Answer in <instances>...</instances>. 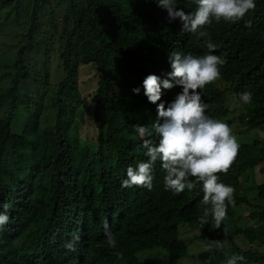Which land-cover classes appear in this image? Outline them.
<instances>
[{"label": "trees", "instance_id": "trees-1", "mask_svg": "<svg viewBox=\"0 0 264 264\" xmlns=\"http://www.w3.org/2000/svg\"><path fill=\"white\" fill-rule=\"evenodd\" d=\"M255 4L237 23L213 20L202 29L209 36L198 38L182 33L181 21H170L157 0H0V38L9 37L16 50L12 82L0 93V212L7 204L10 217L0 228V264H165L163 258L190 256L180 237L187 224L200 230L201 238L227 241L201 252L200 264H227L232 255L244 256L242 264H264V0ZM175 5L186 14L197 8L195 0ZM44 16L49 25H42ZM209 38L226 63L201 91L206 114L231 132L238 121L251 138L250 143L236 139V158L227 174H218V182L235 190V206L228 205L219 229L211 214L209 223L199 222L211 208L202 203V184L173 195L165 190L159 161L150 191L121 186L130 165L148 160L132 125L157 122L158 104L167 110L182 91L162 89L161 100L152 104L144 79H167L170 52L204 55ZM52 48L60 58L55 83L47 62L42 73L38 67L41 52L47 57ZM91 65L99 75L90 113L97 133L82 144L76 128L88 108L79 75ZM245 90L253 94L247 105L240 100ZM146 138L153 146L159 142L154 130ZM105 221L115 249L107 244ZM74 234L80 241L68 252L63 245ZM241 238L249 248L238 244Z\"/></svg>", "mask_w": 264, "mask_h": 264}, {"label": "clouds", "instance_id": "clouds-1", "mask_svg": "<svg viewBox=\"0 0 264 264\" xmlns=\"http://www.w3.org/2000/svg\"><path fill=\"white\" fill-rule=\"evenodd\" d=\"M157 3L167 11L170 21H181L182 33L194 34L198 38L209 36L202 29L212 24L213 20L217 23L221 20L237 23L256 7L255 0H195L196 10L186 14L184 10L177 9L175 0H157ZM245 26L251 27V23ZM207 49V53L200 56L172 51L168 55L172 69L168 78L161 80L156 75H149L144 79V95L152 104L161 100L162 89L170 90L179 86L182 91L168 105L167 110L163 103L158 104L157 122L151 126L132 125L134 132L143 141L148 160L138 161L135 166L130 165L126 171L127 178L121 181V186L126 189L138 186L150 191L153 187L152 170L159 161L165 173V190L173 195L178 196L185 189L192 191L197 184H202V203L210 204L211 208L204 209L199 222L209 223L207 217L211 214V223L219 229L227 217L228 205L235 206V190L218 182V174H227L239 145L228 124L206 114L208 105L203 101L201 91L220 77V66L226 63L222 56L214 54L217 46L210 38ZM133 92L139 95L140 89L135 88ZM252 99L250 91L240 93L242 104H250ZM161 120L163 123H160ZM152 130L159 136L155 146L146 138L152 135ZM8 207L5 204L4 211L0 212V228L10 220ZM104 230L107 244L115 249L117 241L109 231L107 221L104 222ZM79 241L80 236L74 234L63 247L68 252H74ZM212 244L225 246L227 241H213ZM115 255L123 259L122 252H116ZM244 259L242 255H232L227 264H242Z\"/></svg>", "mask_w": 264, "mask_h": 264}, {"label": "rangeland", "instance_id": "rangeland-1", "mask_svg": "<svg viewBox=\"0 0 264 264\" xmlns=\"http://www.w3.org/2000/svg\"><path fill=\"white\" fill-rule=\"evenodd\" d=\"M49 10L45 11V14ZM50 22L47 20V16L42 18V25H49ZM51 43V42H50ZM16 44V42H15ZM11 42L9 37L0 38V93L6 88L9 87V84L13 79V71L10 69L13 64V60L16 55L15 46ZM43 62H47L46 64V73L50 75L51 82H58L60 78L61 70H60V58L59 52L57 48H52L46 57L42 52L41 56L38 59V67L43 72L44 66ZM99 75L97 72V68L95 65H91L88 67H82L79 75V93L82 98L83 104L88 108L87 112L82 118L81 123L76 128V132L79 134L81 138V143L84 144L87 141H91L96 137V128L93 123L90 121V113L93 111V101L96 96V89L98 86ZM31 92H34V88L32 86L29 87ZM37 90V88H36ZM235 101L232 102L231 107L236 108ZM245 127L241 126L238 121L235 120V123L232 127V132L235 135V138L244 142H251L250 134L246 133ZM264 133V132H263ZM41 192L37 193V196L40 197ZM252 196L253 194L250 193ZM183 225L180 230V237L188 243L190 257L183 258L178 261H170L166 258H163L165 264H200L199 262V254L203 251H214L220 249L222 246H216L212 244L208 238L200 237V230L191 228V225ZM238 244L243 248H249V245L244 242L241 238L238 240ZM211 245V247H210ZM158 250V249H157ZM158 255H164L162 251H157ZM141 255H147L145 253ZM156 255V253L154 254ZM160 259L161 256L159 257Z\"/></svg>", "mask_w": 264, "mask_h": 264}]
</instances>
